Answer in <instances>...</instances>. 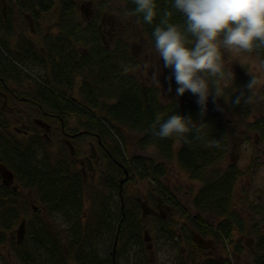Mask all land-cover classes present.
Segmentation results:
<instances>
[{
	"label": "trees",
	"instance_id": "trees-1",
	"mask_svg": "<svg viewBox=\"0 0 264 264\" xmlns=\"http://www.w3.org/2000/svg\"><path fill=\"white\" fill-rule=\"evenodd\" d=\"M3 1L0 0V79L5 82L6 78L13 77L16 73H12V68H41L44 74L37 79L41 84L36 85L40 86L42 95H33L32 99L44 109L56 112L63 121L71 115L78 118L80 130L85 131L81 137L95 136L100 140L106 148L107 159V168L100 182L104 191L98 190L96 195L89 196V206L86 207V184L67 147L54 152L50 143L37 133L29 138H19L10 130L0 104V164L13 172L18 189L33 193L38 203L30 217L24 218L28 209L26 212L19 190H5L0 186V228L11 231L10 227L24 223L27 231V245L18 240L12 242L19 260L23 264H113L111 252L117 234L116 264L121 263L122 251L129 256L130 248L135 249L134 255L139 258L137 264H148L143 232L145 219L138 211L137 201L130 206L123 197L121 209L119 180L125 175L122 169L130 172L129 169L138 168L142 172L140 180L149 179L165 199L170 192L161 179L173 161L190 180L201 183L192 197L195 209L192 215L186 214L175 200V207L183 211L188 226L202 237H209L214 244H225V247L233 244L234 253L241 256L244 246L241 241H234L233 236L235 230L244 231V220L234 206L233 195L242 172L235 163H225L226 126L207 112L201 113L194 104L180 101L163 104L158 89L143 85L135 75L137 60L128 51L125 40L116 38L105 45L98 25L91 22L83 26L74 21L76 5L72 0L59 2L60 23L57 27L62 32L52 38L49 34L43 35L42 46L38 50L32 40L20 33L12 47L8 39L15 36L16 29L11 11L4 16ZM122 1L126 13L138 23L154 46L152 31L160 23L164 10L171 9L170 0H158L159 14L153 24L144 22L135 13L134 0ZM15 4L35 23L42 19L43 14H51L56 7L54 0H16ZM171 10V22L182 24V14ZM14 81L19 85L18 78ZM74 91L78 93L76 99L72 96ZM238 94L232 95L233 99L229 101L234 108L242 106V102H234ZM26 97L29 98L28 95ZM175 112L191 116L198 125L202 121L206 135L201 137L193 131L187 134V140L155 136L152 129L156 114L162 113L166 118ZM251 128L260 130L263 135L264 119L256 120ZM122 131L138 136L136 145L139 150L155 149L159 162L151 158L141 161L136 157L127 158ZM108 134L111 139L107 138ZM43 211L53 225L50 226ZM55 217L62 220V227L57 228ZM206 217L215 219L216 224ZM157 221H160L163 235L166 232L164 237L167 241L173 243L177 238L175 246L184 243L191 248V261L202 254L204 250L191 240L192 236L182 234L186 224L179 229L182 234L179 238L176 229L168 222ZM251 237L256 243V249L252 251L253 264H264V230L254 226ZM99 241L105 242L101 250ZM211 261L212 264H233L229 259Z\"/></svg>",
	"mask_w": 264,
	"mask_h": 264
},
{
	"label": "rangeland",
	"instance_id": "rangeland-1",
	"mask_svg": "<svg viewBox=\"0 0 264 264\" xmlns=\"http://www.w3.org/2000/svg\"><path fill=\"white\" fill-rule=\"evenodd\" d=\"M61 0H54L56 3L55 9L50 13H45L42 19L38 23L34 21L27 14L12 12L11 19L14 20V29H16V34L14 37L8 39L12 47H14L17 36L23 33L28 39L32 40L36 48L39 49L42 46L43 35L48 34L56 36L60 31L58 12L60 10L59 2ZM74 5H76V11L74 12V21L85 26L88 23L94 22L98 25L101 40L107 45L111 43L116 38H122L125 40L128 51L136 58L137 66L134 69V73L138 80L146 86H154L158 89L159 99L163 104L173 103V102H186L188 104H194L200 108L197 103V98L190 91H186L182 95H177L176 93V83L174 77L169 79L171 74V69L164 67V62L159 55L155 47L149 43L146 36L142 33L140 26L132 17L126 13V9L122 0H72ZM9 8V7H8ZM7 8L4 9L8 13ZM88 13V14H87ZM42 37V38H41ZM255 57L253 56L251 60L246 62H237L231 54L225 53L226 66L230 67L235 72V80H233L230 86L225 90V98H219L217 101H213L209 97L207 108L205 112L211 115L216 121L223 124L227 128V138L228 141L225 143L227 145V152L225 153V163H231V149L232 145L235 144L234 157L236 159L235 164L238 169L242 172L240 179L237 181L234 190V206L238 211L239 216L243 218L244 231L239 232L234 231V241H241L243 244L244 251L241 256H237L233 251V244H214L209 237L200 238L206 242H209V247L202 250V254L196 255V259L191 261V248L189 249L184 243L181 246H175L177 240L174 239L173 243L166 240V232L162 230L160 223L157 221L156 217L145 218L146 230L150 233L151 251H147L148 254V264H212L211 260L215 259H229L233 264H253V254L252 251L256 249L255 239L252 236V228H256L261 231L264 230V133L259 131H253L251 125L257 120L264 119V87L257 86L255 90V97L253 103L245 104L241 101L242 106L239 108H234L233 104L229 101L232 95L239 93L241 90L247 92V83L251 79V63ZM26 71L27 74L24 72ZM21 72L26 76L21 78L22 81L31 80L35 77H40L44 74L41 68H28L25 66ZM33 76V77H31ZM8 82H11L8 80ZM171 85V91H169V86ZM18 88V87H17ZM76 91V88H75ZM74 91V92H75ZM72 96L76 99L78 98V93H72ZM66 121V126L69 130L81 129V123L75 116H68ZM254 121V122H253ZM13 132H17L16 130ZM111 133V132H110ZM114 134V133H113ZM123 135V136H122ZM122 138L126 142L125 154L127 158L131 159L136 157L137 159L147 160L151 158L156 163L159 162V156L155 149L148 148L146 151L138 149L137 135L129 134L122 131ZM18 136V135H17ZM111 139L110 134L107 135ZM113 136V135H112ZM115 136V135H114ZM21 138V136H18ZM95 138L85 137L78 140L81 144L87 145L89 141L93 144H97ZM119 140V138H116ZM58 140V141H57ZM57 140L54 139L55 144L52 145V151L58 152L65 145L61 142V138ZM233 143V144H232ZM77 145L81 150H91L89 146ZM63 145V146H62ZM86 152V155L88 154ZM82 155H80L81 157ZM176 161H173L168 165L167 173L164 178L161 179L162 184L165 189L170 192L178 204L186 209L188 212H193V198L197 190L200 188L201 183L199 181L190 180L186 173L177 167ZM80 171V166L77 164ZM107 168V162L105 164L100 163L97 166L96 173L92 177L87 174V179L91 181V184L86 183V201L85 206L88 207V197L96 195V192L104 191L103 187L100 186V174L104 172ZM128 176L124 182L123 186V197L128 201L130 206L134 205V201L138 199H143L145 197L151 198L155 196L157 189L154 183L149 179L140 180V175L142 172L138 168L129 169ZM125 176H121L122 180ZM16 182V181H15ZM17 184V183H16ZM19 193L22 197V204L26 205L27 214L23 217H30L33 212V207H37L38 203L35 200L34 194L20 189ZM139 203V201H137ZM260 205V210H258ZM178 207H173L170 210L160 209L165 214V221L168 222L169 226L176 229L177 234H190L191 236L198 235L188 226L185 214L180 212ZM46 215V211L43 212V216ZM48 218L47 216H45ZM56 218L57 228L62 227V220L59 217ZM209 222L216 224V220L210 217H206ZM50 226L54 223L51 219H47ZM1 223V222H0ZM186 224L185 231L181 234L179 229L182 225ZM19 224L14 227H10L12 230H2L0 228V264H23L19 258L16 256L15 247L12 242H17V228ZM2 227V225H0ZM27 231H24L23 239L21 240L22 245L28 244ZM127 237L128 234L126 235ZM130 240V239H129ZM104 241H99L98 245L100 250L104 248ZM26 247V246H25ZM129 251L128 254L122 251L123 257L121 258L120 264H137V256L135 257V249L126 246ZM125 249V250H126ZM190 250V251H189ZM127 252V251H126ZM102 253V252H100ZM126 254V255H125ZM127 256V257H126Z\"/></svg>",
	"mask_w": 264,
	"mask_h": 264
},
{
	"label": "clouds",
	"instance_id": "clouds-1",
	"mask_svg": "<svg viewBox=\"0 0 264 264\" xmlns=\"http://www.w3.org/2000/svg\"><path fill=\"white\" fill-rule=\"evenodd\" d=\"M135 13L148 24L159 14L158 0H134ZM171 9L184 17L173 23L171 9L164 10L160 23L152 31L154 47L171 69L177 95L190 91L197 98L201 113L213 101L225 98V90L235 80V72L226 66L225 53L239 62L252 60L251 79L234 102L253 103L257 86L264 87V0H170ZM171 91V85L169 86ZM233 99V97H232ZM201 121V120H200ZM153 134L160 138L188 139L195 131L203 137L204 123L175 112L166 118L157 113Z\"/></svg>",
	"mask_w": 264,
	"mask_h": 264
},
{
	"label": "flooded vegetation",
	"instance_id": "flooded-vegetation-1",
	"mask_svg": "<svg viewBox=\"0 0 264 264\" xmlns=\"http://www.w3.org/2000/svg\"><path fill=\"white\" fill-rule=\"evenodd\" d=\"M15 1L16 0H10L9 2H5L4 0V8H2L3 11L5 8H7L9 9L8 11H11V14L14 11L27 14L18 9ZM4 16L6 17L5 11ZM31 19L33 20V18ZM11 71L12 73H16L15 75H13V77L6 78L7 81L5 82L4 80L0 79V104L3 113L7 116L10 130L12 132L13 129L14 131L16 130L17 132H15V135L25 138L34 136L37 133L46 142L50 143L51 146L55 144L54 139L57 140L58 138H61V142L64 145H66L67 141L70 142L74 147V158L76 164L80 166L82 179L85 184L88 181V183L91 184L92 180L90 181V179H87V174L89 175V177H92V174L94 175L96 173L97 166L100 163L105 164V161L107 162L104 150L106 149L105 146L95 136H93V138H95L94 140H96L97 144H93L92 141H89L87 145L82 142L80 144L78 140L82 138L81 136L85 134V131H76V129L74 131L69 130L65 124V121H63V119L60 118V116L56 112L44 109L40 104L36 103L35 100L32 99L33 95L36 96L38 94L40 97L42 95L40 86L36 85L37 83L41 84L40 81L37 80L38 77L34 78L33 76H31L34 78L33 81H31L30 79L22 81L21 78L25 77L26 75L21 72L20 67L19 69L12 68ZM24 72L27 74L26 71ZM15 78H18V80H20L19 85L16 83V81H14ZM8 80L11 82H8ZM27 95L29 96V98L26 97ZM41 122L43 123V125L41 124ZM78 144L83 147L89 146L91 147V150H81L77 147ZM87 151L88 154L86 155ZM80 155L82 156L80 157ZM7 170L9 169L7 168ZM103 174H105V171L99 175L100 179ZM0 186L4 187L5 190H19L15 182L14 174L12 176V179L10 180L7 179L4 174L0 173ZM165 199H163L158 192H156L155 196L151 195V198L145 197L144 200L142 198H137L136 201H139L138 211H140L141 217H143L144 219L147 217H156L157 220H164L163 218H161V215L164 213L160 209L164 208L168 211L176 205L175 197L171 193L165 196ZM142 202H144L149 208L147 210L149 211V214H146L145 216L143 215V211H141Z\"/></svg>",
	"mask_w": 264,
	"mask_h": 264
},
{
	"label": "water",
	"instance_id": "water-1",
	"mask_svg": "<svg viewBox=\"0 0 264 264\" xmlns=\"http://www.w3.org/2000/svg\"><path fill=\"white\" fill-rule=\"evenodd\" d=\"M88 14V13H87ZM41 124L43 125V123L41 122ZM46 125V124H45ZM68 148H69V152L71 155H74L75 154V151H74V147L73 145L70 143V142H66ZM233 144V143H232ZM234 153H235V144L232 145V149H231V162H235L236 159L234 157ZM124 170V174H125V178L122 179V180H119L120 183V203H121V209L123 210V206H124V203H123V196L121 194V191H122V184L125 182L126 178H127V171L125 170V168L123 169ZM0 172L2 174H4L6 176L7 179H12V173L10 171H8L4 166H0ZM141 211H143V215L145 216L146 214H149V211H147L149 208L148 206L142 202L141 203ZM161 218H165V215L162 214L161 215ZM17 239H18V242H20L23 238V234H24V224L21 223L20 226L17 227ZM150 240V237L148 236V233L145 232V235H144V241L147 242L146 244V248L149 250L151 249V244L148 242ZM196 244H198L201 248H205V247H209L210 243L209 242H206L204 241L203 239H201L199 236H193V239H192ZM116 243H117V234L115 236V240H114V243H113V248H112V252H111V256H112V261H113V264H115V253H116Z\"/></svg>",
	"mask_w": 264,
	"mask_h": 264
},
{
	"label": "bare ground",
	"instance_id": "bare-ground-1",
	"mask_svg": "<svg viewBox=\"0 0 264 264\" xmlns=\"http://www.w3.org/2000/svg\"><path fill=\"white\" fill-rule=\"evenodd\" d=\"M119 228V227H118ZM117 232H118V229H117Z\"/></svg>",
	"mask_w": 264,
	"mask_h": 264
}]
</instances>
